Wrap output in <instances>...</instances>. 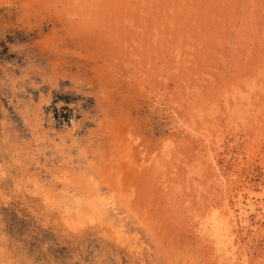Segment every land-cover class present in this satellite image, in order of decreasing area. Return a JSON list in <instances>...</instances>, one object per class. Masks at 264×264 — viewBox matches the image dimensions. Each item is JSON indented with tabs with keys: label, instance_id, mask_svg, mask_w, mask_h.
I'll list each match as a JSON object with an SVG mask.
<instances>
[{
	"label": "rangeland",
	"instance_id": "obj_1",
	"mask_svg": "<svg viewBox=\"0 0 264 264\" xmlns=\"http://www.w3.org/2000/svg\"><path fill=\"white\" fill-rule=\"evenodd\" d=\"M230 210L264 264V0H0V264H231Z\"/></svg>",
	"mask_w": 264,
	"mask_h": 264
},
{
	"label": "bare ground",
	"instance_id": "obj_2",
	"mask_svg": "<svg viewBox=\"0 0 264 264\" xmlns=\"http://www.w3.org/2000/svg\"><path fill=\"white\" fill-rule=\"evenodd\" d=\"M253 197L254 195L250 193L246 203H244L243 199L239 201L240 213H244L248 208L253 209V202L251 201ZM236 216L235 210H230L221 218L216 216L209 225L205 226V231L213 238L217 251L220 255L226 256L232 262L231 264H236L238 256L236 255L234 245L231 243L230 230V222H232Z\"/></svg>",
	"mask_w": 264,
	"mask_h": 264
}]
</instances>
